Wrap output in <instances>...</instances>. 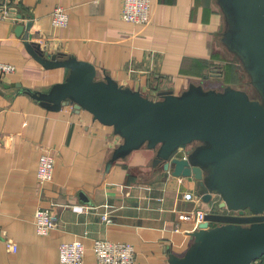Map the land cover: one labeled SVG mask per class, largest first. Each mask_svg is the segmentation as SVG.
Returning <instances> with one entry per match:
<instances>
[{
	"label": "crops",
	"instance_id": "crops-1",
	"mask_svg": "<svg viewBox=\"0 0 264 264\" xmlns=\"http://www.w3.org/2000/svg\"><path fill=\"white\" fill-rule=\"evenodd\" d=\"M5 5L0 61L17 69L0 78V226L19 250L2 241L0 264H53L61 243L77 239L87 247L85 264H100L92 250L95 239L132 242L135 264H170V254H183L194 239V222L181 220L178 211L210 209L202 197H183L186 191L199 195L196 179L166 176L163 166L149 162L154 150L146 147L107 170L122 137L86 109H52L27 91L48 90L63 81L66 68L38 61L24 39L27 27L21 34L16 30L31 21L32 40L43 50L91 61L100 76L106 71L145 93H179L191 81L223 87L237 74V63L217 42L224 19L216 0H151L147 24L123 19V0H0V9ZM58 5L69 13L66 26L53 21ZM45 152L55 155L56 168L54 179L41 184ZM40 207L53 209L58 220L46 235L34 223Z\"/></svg>",
	"mask_w": 264,
	"mask_h": 264
},
{
	"label": "water",
	"instance_id": "water-1",
	"mask_svg": "<svg viewBox=\"0 0 264 264\" xmlns=\"http://www.w3.org/2000/svg\"><path fill=\"white\" fill-rule=\"evenodd\" d=\"M216 2L224 19L217 42L237 60L250 89L191 81L179 93H145L106 71L100 76L91 61L43 50L32 40L31 21L16 30L27 27L24 39L38 61L66 68L63 81L48 90L27 91L52 109H86L122 137L107 170L146 147L166 176H193L205 202L221 199L187 250L170 254V264H254L264 256V0ZM180 150L187 157L177 156Z\"/></svg>",
	"mask_w": 264,
	"mask_h": 264
},
{
	"label": "built area",
	"instance_id": "built-area-1",
	"mask_svg": "<svg viewBox=\"0 0 264 264\" xmlns=\"http://www.w3.org/2000/svg\"><path fill=\"white\" fill-rule=\"evenodd\" d=\"M4 10V11H1ZM9 10L6 5L0 9V13L5 16ZM122 18L139 23H149L151 20V0H123ZM53 21L58 26H66L69 23V13L65 7L58 5L53 11ZM17 66L13 63L0 61V78L7 74L15 72ZM187 157L186 150H180L177 156ZM56 168V157L51 152H45L41 155L38 167V177L41 184L54 179ZM183 197L187 200L201 199L200 195L192 191L183 193ZM221 199L214 196L210 202V209L206 210L201 207L191 209H182L179 212L181 220L192 221L195 224V229H198L200 224L206 220L208 211L217 209ZM246 213H250L246 210ZM2 210L0 208V215ZM103 218L111 221L108 213L103 214ZM34 223L37 231L40 234L46 235L57 227L58 220L53 209L48 207H40L35 212ZM210 224H214L211 222ZM179 225L176 230L179 231ZM5 242L7 248L13 252L19 250V242L13 237H10L0 226V243ZM92 250L96 255L97 261L100 264H135L137 259V249L132 242L114 241L109 239H95L93 241ZM87 253L86 244L80 240L64 241L60 245L59 259L53 264H85ZM254 264H264V256L255 260Z\"/></svg>",
	"mask_w": 264,
	"mask_h": 264
},
{
	"label": "rangeland",
	"instance_id": "rangeland-1",
	"mask_svg": "<svg viewBox=\"0 0 264 264\" xmlns=\"http://www.w3.org/2000/svg\"><path fill=\"white\" fill-rule=\"evenodd\" d=\"M226 56L228 57V59H231L233 60L234 62L237 63V60L233 57H231L227 52H225ZM237 65V74H238V78H234V76H236L237 74H231L228 79L226 81H223V82H230L231 84L235 85V86H238V87H243V88H248L250 89V85L247 83V77L246 75L244 74V72H242V70L240 69L238 63L236 64ZM229 70V69H228ZM230 72H232V70L230 69L229 70ZM204 79H209L211 81V83H214L216 80H214L212 77L210 76H206L204 77ZM210 83V84H211ZM227 84V83H226ZM144 149H147V148H144ZM151 161V158L149 160V162Z\"/></svg>",
	"mask_w": 264,
	"mask_h": 264
}]
</instances>
